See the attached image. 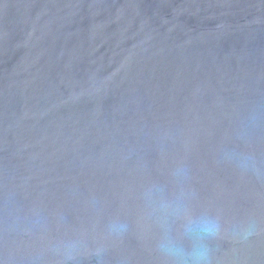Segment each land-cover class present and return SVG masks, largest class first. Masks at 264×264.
<instances>
[{"label": "water", "instance_id": "95a60500", "mask_svg": "<svg viewBox=\"0 0 264 264\" xmlns=\"http://www.w3.org/2000/svg\"><path fill=\"white\" fill-rule=\"evenodd\" d=\"M223 145L264 162V0H0V264H161L142 194L181 165L257 225L214 264H264V180Z\"/></svg>", "mask_w": 264, "mask_h": 264}, {"label": "clouds", "instance_id": "9594fccd", "mask_svg": "<svg viewBox=\"0 0 264 264\" xmlns=\"http://www.w3.org/2000/svg\"><path fill=\"white\" fill-rule=\"evenodd\" d=\"M258 120L259 115L255 111L248 114L237 132L239 145L247 141L248 130ZM219 158L242 173L264 180V162L238 145H223ZM187 181V168L177 166L171 173L169 183H153L142 194L148 219L156 233L153 250L161 264H214V242L226 230L243 241L255 233L257 225L249 221L227 226L220 214L197 205L196 193ZM127 229L128 225L121 221H113L108 225V231L115 236L122 235ZM103 252L102 248L97 249V257H102Z\"/></svg>", "mask_w": 264, "mask_h": 264}]
</instances>
